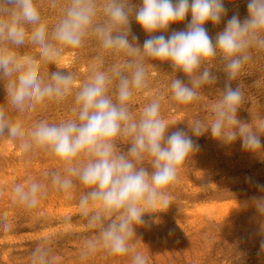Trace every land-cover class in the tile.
<instances>
[{"label":"clouds","instance_id":"clouds-1","mask_svg":"<svg viewBox=\"0 0 264 264\" xmlns=\"http://www.w3.org/2000/svg\"><path fill=\"white\" fill-rule=\"evenodd\" d=\"M227 11L225 0H141L140 4L68 0L49 30L37 0H0V80L6 81L8 104L31 117L49 102L60 104L71 96L75 116L60 123L38 120L26 129L21 119H13L0 105V137L19 140L24 152L39 149L58 158L64 175L51 174L58 191L68 193L75 181L86 189L78 201L80 214L87 228L98 234L85 241L82 258L103 249L111 256L129 255L131 264H147V257L133 244L135 228L146 223L145 214L169 207L170 188L185 162L200 149L193 137L210 132L223 145L239 140L245 152L258 157L264 153V119L250 123L238 119L244 94L239 85L232 87L251 60V51L264 50V0H247L246 18L233 14L223 30L211 37L205 25H219ZM189 15L184 30L165 35L171 25L183 23ZM133 19L148 34L142 46L131 33ZM89 37L104 51L126 59L108 69L93 66L75 91L73 74L68 71L56 67L47 79L40 74L41 68L54 65L65 50L83 47ZM29 41L38 46L37 55L18 51ZM217 59L226 75L221 96L210 120L195 119L188 124L191 135L182 128L169 134L172 126L161 115L159 97L143 108L139 119L134 118L130 102L134 94L149 87L146 60L166 62L173 72L188 78L185 83L175 77L170 84L172 98L188 105L199 98L198 89L217 82L208 66ZM121 141L129 145L127 151L121 149ZM246 182L254 183L251 177ZM255 187L262 194L243 201L240 207L254 209L255 217L264 221V184ZM12 192L28 209L47 196L45 185L32 177L15 184ZM54 259L47 248L37 246L31 264H53Z\"/></svg>","mask_w":264,"mask_h":264},{"label":"rangeland","instance_id":"rangeland-1","mask_svg":"<svg viewBox=\"0 0 264 264\" xmlns=\"http://www.w3.org/2000/svg\"><path fill=\"white\" fill-rule=\"evenodd\" d=\"M67 2L57 0L53 7V0H37L49 30L59 20L62 6ZM132 2L140 4L141 0ZM225 7L227 16L219 25L211 22L205 25L213 38L233 14L238 13L242 20L247 16V0H225ZM190 19L189 15L183 23L171 25L165 35L184 30ZM130 26L142 46L148 34L134 19ZM18 51L37 55L39 49L29 41ZM251 56L232 82V87L239 85L244 94L238 119L248 123L264 119V50L253 49ZM125 59L122 54L104 51L94 37H89L83 47L65 50L54 65L41 68L40 74L47 79L48 72L56 71V67L65 73L68 71L73 74L75 91L88 79L93 66L108 69ZM145 63L149 87L134 94L130 102L134 118L139 119L143 108L156 97L160 99L162 117L172 126L169 134L177 128L189 131L188 124L195 119L212 118V107L226 81L218 59L208 65L217 82L198 89L199 98L188 105L179 104L171 94L170 84L175 77L188 83L182 72H173L166 62L146 60ZM5 86L6 81L0 80V105L6 107L13 119H21L26 129L42 119L60 123L75 118L71 96L60 104L49 102L31 117L19 113L8 104ZM193 139L199 144V151L185 162L177 182L170 188L169 207L145 214L146 223L135 228V249L147 257V264H264L261 249L264 221L255 217L254 209L240 207L243 201L262 194L255 184H264V153L258 157L245 152L239 140L223 145L210 132ZM120 147L127 151L129 145L121 141ZM146 167L151 171L150 165ZM54 172L64 175L58 158L39 149L24 152L19 140L0 137V264H31L32 252L37 246L49 250L50 258H55L53 264H131L129 255L111 256L103 249L82 258L85 241L98 234L87 228V221L80 214L78 201L86 189L75 181L68 193L58 191L51 183ZM28 177L45 185L47 190V196L32 209L17 202L12 192L15 184L23 183ZM246 177H251L254 183H247Z\"/></svg>","mask_w":264,"mask_h":264},{"label":"bare ground","instance_id":"bare-ground-1","mask_svg":"<svg viewBox=\"0 0 264 264\" xmlns=\"http://www.w3.org/2000/svg\"><path fill=\"white\" fill-rule=\"evenodd\" d=\"M213 207V206H212ZM217 208V207H216Z\"/></svg>","mask_w":264,"mask_h":264}]
</instances>
